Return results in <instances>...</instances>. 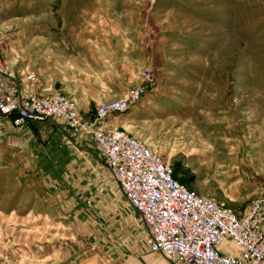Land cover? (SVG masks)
I'll return each instance as SVG.
<instances>
[{"label": "rangeland", "instance_id": "1", "mask_svg": "<svg viewBox=\"0 0 264 264\" xmlns=\"http://www.w3.org/2000/svg\"><path fill=\"white\" fill-rule=\"evenodd\" d=\"M2 25L34 44L24 71L5 66L35 96L39 77H52V41H60L52 28L99 27L134 43L140 59L128 89L145 92L118 130L202 198L238 212L260 201L264 217V0H0ZM38 181L0 147V264H130L137 241L147 253L148 231L121 191L65 209L55 195L36 203Z\"/></svg>", "mask_w": 264, "mask_h": 264}, {"label": "built area", "instance_id": "2", "mask_svg": "<svg viewBox=\"0 0 264 264\" xmlns=\"http://www.w3.org/2000/svg\"><path fill=\"white\" fill-rule=\"evenodd\" d=\"M26 80L31 84L35 77L28 75ZM144 92V87L128 89L120 98L100 104L89 121L79 115L76 102L65 96H22L0 52V115L11 117L14 127L51 119L89 135L128 204L139 213L152 253L175 264L264 262L260 201L238 215L181 184L171 168L135 137L123 130L98 128L109 115L126 113Z\"/></svg>", "mask_w": 264, "mask_h": 264}, {"label": "crops", "instance_id": "3", "mask_svg": "<svg viewBox=\"0 0 264 264\" xmlns=\"http://www.w3.org/2000/svg\"><path fill=\"white\" fill-rule=\"evenodd\" d=\"M4 28L3 25L0 27L3 61L10 68L16 66L18 70L24 71L31 64L34 44L15 41L9 29ZM52 30L60 39L52 41V66H49L52 68V77H39L38 85L32 91L42 96L60 94L75 99L79 115L91 121L98 102L119 97L130 84L136 82V64L140 54L134 43L116 42L99 27L61 26ZM20 33L19 30L16 34ZM73 66L75 70L72 71ZM80 67L88 71H82ZM20 78L17 83L24 96L29 89L25 79ZM134 116L132 111L127 114H111L97 126L108 130L125 129ZM11 120V117L0 115V147L3 148L6 161H15L17 167L23 168L27 164L31 173L38 178V186L33 192L37 204L42 200L52 203V195H55L65 209H88L97 206L93 205V200L100 195L119 196L120 189L104 156L89 135L51 119L30 121L21 127H14ZM246 210L234 211L242 215ZM137 242L130 245L140 252H137L139 256H127L128 263L175 264L161 254L152 253L148 241L147 253Z\"/></svg>", "mask_w": 264, "mask_h": 264}]
</instances>
